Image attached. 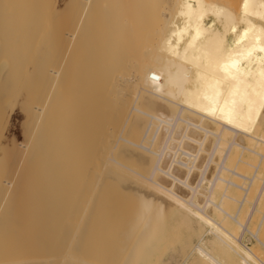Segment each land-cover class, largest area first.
<instances>
[{
    "label": "bare ground",
    "instance_id": "1",
    "mask_svg": "<svg viewBox=\"0 0 264 264\" xmlns=\"http://www.w3.org/2000/svg\"><path fill=\"white\" fill-rule=\"evenodd\" d=\"M98 1L0 0V122L19 98L28 139L0 133V264H164L171 232L198 237L188 264H264L240 217L264 167V0Z\"/></svg>",
    "mask_w": 264,
    "mask_h": 264
},
{
    "label": "rangeland",
    "instance_id": "2",
    "mask_svg": "<svg viewBox=\"0 0 264 264\" xmlns=\"http://www.w3.org/2000/svg\"><path fill=\"white\" fill-rule=\"evenodd\" d=\"M42 1H44V3L45 4H47V6L49 7L50 5H51V7H50V9L49 10H52L53 9V7H54V5H55V7H54V9L55 8H61V7H64L65 5H67L68 4V2L70 3V5L72 4V3H74L75 1H77V0H53V1H51V0H42ZM100 2L102 1V0H99ZM98 1V2H99ZM104 1V0H103ZM102 1V2H103ZM114 1H116L117 3H119L118 5H119V7L116 5L114 8H120L121 7V9H123L124 11H127L130 7H134L133 6V3L135 2V0H134V2H132V6H131V1L132 0H114ZM114 1H112V2H110V0L108 1V0H105V2H107L108 3V5L110 4V6H108V8L109 9H112L113 8V5L111 6V4H113L114 3ZM129 1H130V3H129ZM136 1H139V0H136ZM152 1L153 0H151V2L150 3H148L149 4V6L147 5V4H144L145 6L143 7L141 4H143V3H141L142 1L140 0V5H141V7H143V8H145L146 6H148V7H146V9L147 8H149L148 9V11H147V13L149 12V10H151L150 11V13H148V15H150V14H152L153 13V10L155 9V4L153 3L152 5H151V3H152ZM63 2H64V4H63ZM98 2H97V8H99L98 9V11L97 12H100L99 13V15L101 14V16L102 15H105V13H103L104 12V8H106L107 6H106V4H105V2H103V5H104V8H103V6H102V2H101V5H100V2H99V4H98ZM110 2V3H109ZM115 2V3H116ZM124 4H123V3ZM234 5H236L237 6V4H238V2H239V0H234ZM67 3V4H66ZM130 4V7H129V4ZM237 3V4H236ZM49 4V5H48ZM128 4V5H127ZM137 3H135L134 5H136ZM69 5V4H68ZM100 5V6H99ZM126 5H127V7H126ZM139 5V4H138ZM138 5L137 6H135L134 8H136V7H138ZM140 5H139V7H140ZM151 5V6H150ZM47 6H44V7H47ZM106 6V7H105ZM43 7V8H44ZM47 7V8H48ZM124 7V8H123ZM141 7L140 8H138V10H140L141 9ZM154 9H153V8ZM46 8V9H47ZM52 8V9H51ZM100 8H102L103 9V11L101 12L100 10H102V9H100ZM108 8L107 9H105V10H107L108 11ZM118 8L116 9V11L118 10ZM150 8H152V9H150ZM48 10V9H47ZM113 10V9H112ZM132 10H134V11H132ZM44 12L46 11L45 10V8H44V10H43ZM106 11V12H107ZM110 11V10H109ZM115 11V14L117 13L118 14V11H121L122 12V10H118L117 12ZM123 11V12H124ZM130 11V12H129ZM128 11V13L130 14V17H134V16H136V15H133L134 13H136V12H140V11H137V9H132V8H130V10ZM142 11V10H141ZM68 12V11H67ZM122 12V14H124V16L126 17V16H128V14H127V12H125V13H123ZM132 12H133V14H132ZM152 12V13H151ZM79 13V12H78ZM77 13V14H78ZM108 13V12H107ZM113 13H114V11H113ZM65 14V13H64ZM68 14V13H67ZM112 14V13H111ZM120 12H119V15H122ZM61 15H63V14H61ZM60 15V16H61ZM79 15H80V13H79ZM78 15V16H79ZM131 15H133V16H131ZM69 17L70 16H72V15H68ZM67 15H66V17H68ZM74 16V15H73ZM73 16H72V18H73ZM77 16V15H76ZM65 17V16H64ZM63 17V18H64ZM75 17V16H74ZM80 17V16H79ZM78 17V18H79ZM77 18V17H76ZM66 19V18H65ZM65 19H62L61 18V21L62 20H65ZM69 19V18H68ZM78 20V19H77ZM132 20V19H131ZM69 21H72V19L71 20H69ZM73 21H74V19H73ZM72 21V22H73ZM130 21V20H129ZM133 21V20H132ZM58 22H60V20H58ZM134 22V21H133ZM63 23H64V21H63ZM68 22L67 21H65V23L64 24H66V28L68 29V26H69V24H67ZM71 23V22H70ZM58 24H60V23H58ZM73 24H75V21H74V23ZM63 25V24H62ZM60 26H61V24H60ZM63 27H65L64 25H63ZM70 27V26H69ZM19 98L17 99V100H14V102L13 103H11L10 104V110L8 109V111H7V114L8 113H10V114H6V117L4 116V118L3 119H5V120H1V122H0V126H1V129H2V132H1V130H0V133H1V135H2V142L5 144V145H7L8 146V148H9V150H11V151H13V152H15V153H18V154H20L21 152H23V150L25 149V146H26V143H27V140L28 139H26V133H25V131H24V121H25V117H24V115H23V112L21 111V109H20V105H19ZM9 111H11V112H9ZM9 116V117H8ZM7 120V121H6ZM3 125V126H2ZM4 128V129H3ZM3 133V134H2ZM6 140V141H5ZM26 140V141H25ZM13 149V150H12ZM15 150V151H14ZM19 151V152H18ZM248 162L250 163V164H252V165H255V164H257L258 163V160L256 159V158H254V161H249L248 160ZM257 162V163H256ZM238 168L240 169L239 171L240 172H242L243 174H245V175H247V176H251L252 175V173L254 172V169H253V167H250V166H248L247 164L245 165V163H243V162H239L238 164ZM242 166V167H241ZM243 166H245V167H243ZM262 166H264V165H262ZM241 167V168H240ZM260 175V177L258 176V178L254 181V183H253V185H252V188H251V191L249 192V194H248V197H247V203H245V205H244V207L242 208V211H241V213H240V217H241V219H242V221H244L245 223L247 222V225H248V229L251 231V232H256V230L258 229V226H259V223H260V220H261V218L263 217L262 215H263V213H264V197H262V199L263 200H261V202L258 204V209H257V212H254V217H252L251 219L252 220H247V217H248V215L250 214V212H251V209H253L252 207H253V204H254V202L256 201V199H257V196H258V194H259V191H260V189H261V187L263 186V180H264V167H261L260 168V173H259ZM237 179V178H236ZM260 179V180H259ZM237 181H238V183L239 184H244V183H248L247 181H244V180H240V179H237ZM243 182V183H242ZM242 195H243V193L242 192H240V199H241V197H242ZM264 196V195H263ZM254 201V202H253ZM233 209V208H232ZM234 209H238L237 208V206L234 208ZM236 210H234L235 212H236ZM233 210H232V214H234L235 212H234ZM259 211V212H258ZM262 211V212H261ZM234 212V213H233ZM124 222H125V220L124 221H122V223H121V225H123L124 224ZM107 222H105V225H107L106 224ZM264 223V222H263ZM101 224H103V222H101ZM254 224V225H253ZM104 225V224H103ZM120 225V226H121ZM253 228H254V230H253ZM122 229V228H121ZM120 229V230H121ZM261 230V231H260ZM260 230H259V235H258V237H259V240H261L262 242H264V224H262V226L260 227ZM263 234H261V233ZM170 233V232H169ZM252 233V234H253ZM251 234V235H252ZM173 235H178V234H173L172 232L170 233V237L171 238H173V239H171L170 240V237H169V239L167 240L168 241V244H167V241H166V243H165V245H167V247L166 246H164V248H166V249H163L162 251H163V255H162V259H163V261H164V264H188L189 262H191L192 261V257H189V253L191 252V250H192V247L195 245V243H197V241H198V237L195 235H191V236H189L190 238H189V240H188V238H187V235H189V233H186V232H183V233H181V234H179L178 236H173ZM182 235V236H181ZM249 233H245V235H244V239H243V243L244 244H246L247 246H251L252 248H253V250H255V248H257V249H260L261 251H263V255H264V246H262L259 242H257V240H255V238L253 237V236H251ZM184 236H185V238H184ZM206 237H207V240L208 239H210L211 238V235L210 234H205V239H206ZM260 237H262V238H260ZM176 238V239H175ZM187 238V239H186ZM192 238V239H191ZM175 240V241H174ZM179 240H181V241H179ZM170 241H172V242H170ZM188 242V243H187ZM256 242V243H255ZM174 244V245H173ZM186 244V245H185ZM260 245V246H257V245ZM192 245V246H191ZM53 249V248H52ZM54 250H55V247H54ZM166 252H168V253H166ZM166 253V254H165ZM121 255H122V253H121ZM185 255V256H184ZM43 256L44 257H47V254L45 253V254H43ZM49 256V255H48ZM166 256V257H165ZM194 256V255H193ZM51 257V256H50ZM107 257H108V255H107ZM52 258V257H51ZM50 258V259H51ZM181 258V259H180ZM191 260V261H190ZM262 260L264 261V259H263V257H262Z\"/></svg>",
    "mask_w": 264,
    "mask_h": 264
}]
</instances>
